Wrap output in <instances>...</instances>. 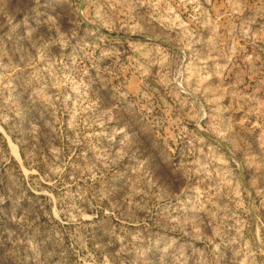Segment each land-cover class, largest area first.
Listing matches in <instances>:
<instances>
[{"label": "rangeland", "instance_id": "obj_1", "mask_svg": "<svg viewBox=\"0 0 264 264\" xmlns=\"http://www.w3.org/2000/svg\"><path fill=\"white\" fill-rule=\"evenodd\" d=\"M0 264H264V0H0Z\"/></svg>", "mask_w": 264, "mask_h": 264}]
</instances>
